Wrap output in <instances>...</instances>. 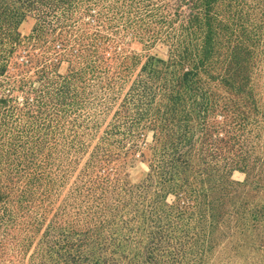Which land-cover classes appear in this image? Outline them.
I'll use <instances>...</instances> for the list:
<instances>
[{
    "label": "rangeland",
    "instance_id": "1",
    "mask_svg": "<svg viewBox=\"0 0 264 264\" xmlns=\"http://www.w3.org/2000/svg\"><path fill=\"white\" fill-rule=\"evenodd\" d=\"M259 1L243 0L252 19ZM2 2L20 8L25 42L0 62V175L39 180L47 219L0 245V264H52L48 230L81 264H264V49L249 103L212 86L219 103L204 115L194 81L167 115L166 63L190 4ZM174 137L178 167L162 147Z\"/></svg>",
    "mask_w": 264,
    "mask_h": 264
},
{
    "label": "trees",
    "instance_id": "2",
    "mask_svg": "<svg viewBox=\"0 0 264 264\" xmlns=\"http://www.w3.org/2000/svg\"><path fill=\"white\" fill-rule=\"evenodd\" d=\"M179 1L190 4V11L188 14L178 15V20L182 23L179 36L183 38L180 45L183 50L178 56L169 54L166 63L167 73L163 89L167 101V115L181 108L183 99L192 93L191 84L194 81L196 94L199 95V108L204 115L210 105L215 111L219 103L218 99L214 98V102L209 99L212 86L221 88L229 97H239L241 101L249 103L247 87L250 75L262 55L261 50L264 49V0L257 4L260 11L255 19L248 12H244L243 0ZM21 14L19 7L6 6L0 0V62H6L4 69L25 42L19 31L23 23ZM172 65L180 66L181 69L172 72L169 70ZM231 72L238 73L239 76H228ZM222 104L224 111L236 106L230 100ZM233 111L238 112L234 108ZM174 140L176 144L162 147L175 162L170 165L178 167L183 159L179 153L182 145L181 139ZM16 149L18 150L11 147L5 156H11V151L14 153ZM20 181L22 189H18ZM38 181L33 176L0 175V245L15 234L31 235L34 238L45 223V212L34 207V189H37ZM48 234L49 230L40 248V255L46 263H82L80 259L77 262V258L75 262L69 259L71 249L64 243L51 244Z\"/></svg>",
    "mask_w": 264,
    "mask_h": 264
}]
</instances>
